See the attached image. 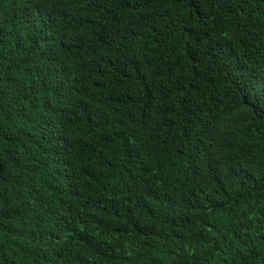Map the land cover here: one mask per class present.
<instances>
[{"label": "trees", "instance_id": "trees-1", "mask_svg": "<svg viewBox=\"0 0 264 264\" xmlns=\"http://www.w3.org/2000/svg\"><path fill=\"white\" fill-rule=\"evenodd\" d=\"M0 264H264V0H0Z\"/></svg>", "mask_w": 264, "mask_h": 264}]
</instances>
